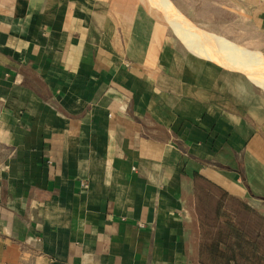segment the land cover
<instances>
[{
    "label": "crops",
    "instance_id": "crops-1",
    "mask_svg": "<svg viewBox=\"0 0 264 264\" xmlns=\"http://www.w3.org/2000/svg\"><path fill=\"white\" fill-rule=\"evenodd\" d=\"M222 1L264 34V0ZM170 29L144 0H0V264H190L195 176L264 201L261 87Z\"/></svg>",
    "mask_w": 264,
    "mask_h": 264
},
{
    "label": "rangeland",
    "instance_id": "rangeland-1",
    "mask_svg": "<svg viewBox=\"0 0 264 264\" xmlns=\"http://www.w3.org/2000/svg\"><path fill=\"white\" fill-rule=\"evenodd\" d=\"M163 1L169 4L178 22L183 23L178 32L158 2L144 0V3L150 12L172 29L192 54L224 62L215 63L239 71L243 77L247 75L262 88L258 87L264 94V78L248 73L256 71L257 74H264V49L259 48L264 45V34L253 30L254 27L245 19L222 8V0H179L182 9L174 6L175 9L169 0ZM231 55L242 59H233ZM185 199L190 264H209L207 244L218 232H228L224 226L226 222L255 241L264 255V201L231 199L201 180H194L192 191ZM217 213L221 215L219 219Z\"/></svg>",
    "mask_w": 264,
    "mask_h": 264
},
{
    "label": "trees",
    "instance_id": "trees-1",
    "mask_svg": "<svg viewBox=\"0 0 264 264\" xmlns=\"http://www.w3.org/2000/svg\"><path fill=\"white\" fill-rule=\"evenodd\" d=\"M194 180H201V178L195 176ZM201 181L213 186L224 196L237 199L213 184ZM220 216L218 214L217 218L219 219ZM224 226L228 232H223L224 230L218 232L214 238H210L207 244L209 264H264V255L260 253V246L255 241L247 238L242 230L235 228L229 222H226Z\"/></svg>",
    "mask_w": 264,
    "mask_h": 264
},
{
    "label": "bare ground",
    "instance_id": "bare-ground-1",
    "mask_svg": "<svg viewBox=\"0 0 264 264\" xmlns=\"http://www.w3.org/2000/svg\"><path fill=\"white\" fill-rule=\"evenodd\" d=\"M153 1V0H152ZM156 2H158V4L160 5V7H162V9L164 10V13L166 15V17H168L170 19V21H172V26L174 27V29L178 32V30L180 28H182V22H178L176 16H175V13L174 11H172L171 7L169 6V4L165 3L163 0H154ZM159 7V8H160ZM180 20V19H179ZM210 46V45H209ZM225 55V54H224ZM233 56V55H231ZM234 58L233 59H242L241 57H235L233 56ZM243 62V61H242ZM263 65V64H262Z\"/></svg>",
    "mask_w": 264,
    "mask_h": 264
}]
</instances>
